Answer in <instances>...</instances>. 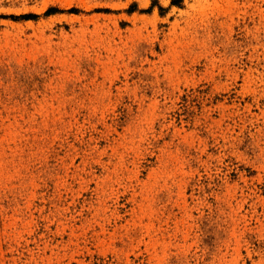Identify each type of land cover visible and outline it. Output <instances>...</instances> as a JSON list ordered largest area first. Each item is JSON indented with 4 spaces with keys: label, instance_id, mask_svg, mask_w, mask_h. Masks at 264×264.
<instances>
[{
    "label": "rangeland",
    "instance_id": "1",
    "mask_svg": "<svg viewBox=\"0 0 264 264\" xmlns=\"http://www.w3.org/2000/svg\"><path fill=\"white\" fill-rule=\"evenodd\" d=\"M173 1L0 0V264H264V0Z\"/></svg>",
    "mask_w": 264,
    "mask_h": 264
},
{
    "label": "trees",
    "instance_id": "2",
    "mask_svg": "<svg viewBox=\"0 0 264 264\" xmlns=\"http://www.w3.org/2000/svg\"><path fill=\"white\" fill-rule=\"evenodd\" d=\"M181 0H174L173 3L177 4L178 2H180ZM163 8V7H161ZM60 9H58L57 7H50L47 11H46V14H52V13H55V12H58ZM74 10H77L75 8L71 9V11H74ZM38 15L37 14H34V13H30V14H27V15H23L24 18H32V17H37Z\"/></svg>",
    "mask_w": 264,
    "mask_h": 264
}]
</instances>
